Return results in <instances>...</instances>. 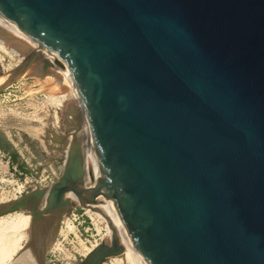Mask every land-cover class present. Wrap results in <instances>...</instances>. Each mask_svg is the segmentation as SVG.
<instances>
[{"label": "water", "instance_id": "obj_1", "mask_svg": "<svg viewBox=\"0 0 264 264\" xmlns=\"http://www.w3.org/2000/svg\"><path fill=\"white\" fill-rule=\"evenodd\" d=\"M0 38L69 79L61 176L0 204L34 264L95 201L115 234L77 264H264V0H0Z\"/></svg>", "mask_w": 264, "mask_h": 264}, {"label": "rangeland", "instance_id": "obj_2", "mask_svg": "<svg viewBox=\"0 0 264 264\" xmlns=\"http://www.w3.org/2000/svg\"><path fill=\"white\" fill-rule=\"evenodd\" d=\"M37 66L38 62L36 65L24 67L20 57H14L0 51V90L10 85V81L15 75H21L9 88L0 93V132L8 136L7 139H9L12 145V147L7 146V148L11 150V152L17 154L16 160L18 164L15 163L13 165H22L23 169L21 171L28 177L34 176L45 182H51L55 179V175H58L63 168L61 164V154L59 151H50L42 147L43 145H49L46 141L47 135L49 134L48 130L54 129L60 134L67 129L68 120L66 114L68 111L66 110L68 102L66 99L69 100L70 90L66 87V90L55 93L50 89H46V86L50 82V80L46 78L51 74L50 70L42 74L25 75L27 72L30 73V71ZM42 124L48 126V128H46L47 126L45 127V132H41V130L38 129ZM60 151H62V149H60ZM1 160L2 157L0 156V164ZM4 161H6V158ZM3 164H5V162H3ZM10 180L11 179L4 177L3 174H0V204L2 201H7L2 199L3 193L6 194L9 190L10 194L13 193L9 186ZM76 210V217L79 219L75 224L77 225L80 223V227L85 229L90 225L89 222H91L92 219L97 227L102 229V233H104H101V239H98V243H103L106 234V225L102 223L101 220H98L94 213L81 210L80 207H77ZM18 213L27 219L31 218L28 212ZM30 234L31 233L28 235L27 243L23 242L25 247L22 248V262L25 260L24 254L29 257L26 248L30 242ZM54 239L52 241H54ZM7 244L6 248H8V250L2 252L6 256L4 258L2 257L4 261L2 262L0 260V264L14 263L11 253L16 252L15 248L17 247L13 245L12 242H8ZM51 244L52 242L49 248ZM1 250L2 249H0V253ZM84 253L85 256H87L90 252ZM114 264L123 263L114 262Z\"/></svg>", "mask_w": 264, "mask_h": 264}, {"label": "built area", "instance_id": "obj_3", "mask_svg": "<svg viewBox=\"0 0 264 264\" xmlns=\"http://www.w3.org/2000/svg\"><path fill=\"white\" fill-rule=\"evenodd\" d=\"M0 156L2 157L0 174L11 179L9 186L13 191L12 194H10V190L6 194L3 193L2 199L7 201L19 199L38 188L49 190L63 171L62 168L58 175L54 174V180L45 182L34 176L28 177L17 165L11 163V157L6 156L1 151ZM5 158L6 161H4ZM81 210L88 212L83 208ZM76 211L75 209L69 216L63 218L60 229L48 250L46 264H77L86 257L83 251L93 247L94 244L98 243V239H101L102 229L98 228L92 219L89 222L90 225L85 229L80 227V223L75 224L79 219L76 217ZM114 262V258H110L104 264H114Z\"/></svg>", "mask_w": 264, "mask_h": 264}, {"label": "bare ground", "instance_id": "obj_4", "mask_svg": "<svg viewBox=\"0 0 264 264\" xmlns=\"http://www.w3.org/2000/svg\"><path fill=\"white\" fill-rule=\"evenodd\" d=\"M0 51L4 52L6 54L12 55L14 57L15 56L16 57H20L21 63H22V65L24 67L32 66V65H30L32 56L27 55V54L19 51L18 49H16L13 46H11L9 43H7L2 38H0ZM34 65H36V63ZM47 70H50L51 74L46 77V78H48L50 80L49 84L46 86L47 88L45 87L46 89H50L51 91H54L55 93L56 92H61L62 90H66L65 89L66 87L69 89V79H68V76L65 74V72L62 71L61 69H59L58 67L48 63V62L39 61L38 62V66L35 69L31 70L30 73L27 72L25 75L42 74V73H44ZM20 76L21 75H15L11 79L10 85H8L7 87L1 89L0 93L2 91H5L7 88H9L11 86V84H13L18 78H20ZM42 77H44V76H42ZM43 90H44V88H43ZM66 101L69 104V100L66 99ZM66 111H68V105H67V110ZM66 115H67V120H68V113ZM46 126L47 125L42 124L41 127H38V129H40L41 132H45L46 131V129H45ZM46 128H48V126ZM29 129H31V128H29ZM66 130H68V125H67V129ZM46 141H47V139H46ZM47 144H48V142H47ZM42 148H44L46 150L47 149L50 150L49 147L46 146V145H43ZM59 152H60V154L62 156L61 157V164L64 165V163L66 161L67 150H62V151L59 150ZM85 184H86L87 187L91 188V185H90V183H89V181L87 179L86 174H85ZM67 198L70 199L71 201L76 202L78 204V200L76 199V197L73 194H71V193L67 194ZM86 210L89 211V212L94 213V215H96L98 220H101L102 223H104L106 225V234H105V238H104L103 241L106 242V243H110V241L113 238L115 233L113 232L112 228L110 227V225L108 224L107 220L103 216V214H102V212H101V210H100V208L98 206L97 201H95L94 204H90V206H88V208H86ZM31 231H32V218L31 219L30 218L27 219V218H25L23 216L17 215L16 213L10 214L8 216L1 217L0 218V249H2V250H1V253H0V260L2 262L4 261V260H2V257L4 258L6 255H4V253H2V252L3 251L5 252V251L8 250V248H6V244L8 242L13 241V243L16 244V245L21 243L22 244V248H23V247H25L23 245V242L28 241V235H29V233H31ZM102 234H104V233H102ZM54 236H55V234L52 235L51 242H53L52 240L55 238ZM97 244H99V243H97ZM97 246L98 245L94 244L93 247H89L88 249H85L83 252H91ZM26 250H27L26 252L28 253L29 257H27V255L24 254V258L25 259H30L32 264H34L33 263V258L31 256L28 248H26ZM84 255H85V253H84ZM114 260H115L116 263L138 264L129 255V253L126 251L125 248H124V253L122 255H120V256L114 257Z\"/></svg>", "mask_w": 264, "mask_h": 264}, {"label": "crops", "instance_id": "obj_5", "mask_svg": "<svg viewBox=\"0 0 264 264\" xmlns=\"http://www.w3.org/2000/svg\"><path fill=\"white\" fill-rule=\"evenodd\" d=\"M7 138H8L7 135H4V133H1L0 132V142H2V144L4 143V145L7 142V146L12 147L11 143L9 142V139H7ZM3 140H4V142H3ZM2 152L5 153V155H7L9 157H10V154L12 153L11 150H9V149H8V152H4V151H2ZM7 202H9V201H6V202L5 201L4 202L2 201L1 204L7 203ZM16 214L17 215H20L18 212ZM20 216H22V215H20ZM11 242L13 243V241H11ZM13 245H16V244L13 243ZM16 247H17V248H15L16 252H12L11 253V257L14 260V263L13 264H32V262L30 261V259H25L22 262V244L19 243V244L16 245Z\"/></svg>", "mask_w": 264, "mask_h": 264}, {"label": "trees", "instance_id": "obj_6", "mask_svg": "<svg viewBox=\"0 0 264 264\" xmlns=\"http://www.w3.org/2000/svg\"><path fill=\"white\" fill-rule=\"evenodd\" d=\"M3 142H4V140H3ZM0 150L4 151V152H8L7 142L5 143V145H4V143L2 144V142H0ZM10 157L12 158V164H15V163L18 164L17 160H16L17 159V154L15 152H12L10 154ZM18 166L20 167L21 170L23 169L22 165H18Z\"/></svg>", "mask_w": 264, "mask_h": 264}]
</instances>
